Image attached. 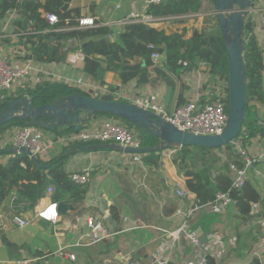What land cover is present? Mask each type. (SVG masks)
<instances>
[{"label":"crops","instance_id":"1","mask_svg":"<svg viewBox=\"0 0 264 264\" xmlns=\"http://www.w3.org/2000/svg\"><path fill=\"white\" fill-rule=\"evenodd\" d=\"M143 1L70 0V6L78 7L81 17L94 16L93 18L99 24L109 25L107 28L111 31L112 38L108 36V39L113 42L124 28L116 26V23L127 18L132 12H143ZM258 9L259 4L257 0H254L252 11L248 13L245 22L250 20L253 25V35L262 51L264 62V39L260 32ZM213 12V2L202 0L201 10L198 13L170 17V21L157 26H145L164 31L166 35L177 33L189 39L194 33L208 26L206 20L215 16ZM15 18L13 14L9 15V21ZM14 21L16 19L0 32V53L6 55L12 62L21 61L22 63L26 61L23 59L26 56L25 47L14 33L18 30V27L13 25ZM2 26L3 24L0 29ZM68 49L71 51L63 63L33 62L38 74L35 73L25 82L23 85L25 90L15 87L9 95L20 91L25 92L39 85L40 81L50 80L45 77L55 76L60 84L72 85L90 96H101L102 89L106 87L112 99L115 94H120L119 102H127V98L136 96L156 97L162 100L165 85L161 80L168 78L173 82V94L169 106L165 108L174 110L179 95L183 96L181 103L191 97H197L201 102H209L211 101L210 92L224 82L228 83V81L212 79L204 63H200L193 69L189 68L186 61L180 60L178 66L183 70H180L179 74L168 72L162 52V59L158 66L151 64L163 70L166 77L152 79L146 84H138L136 81L122 84L116 74L106 73L103 83H100L83 72L84 55L81 44L78 41H69ZM79 51L82 54V60L77 58ZM179 62H185L187 66H181ZM66 80L80 81L83 85L75 86ZM226 93L228 95V88ZM161 102L164 105L163 101ZM248 107L256 114L260 127V122L264 120V102L251 100ZM105 119L107 118L96 115L83 127H93ZM9 130L0 135V150L11 140L14 130ZM69 132L66 135L73 133L72 130ZM44 135L52 145L45 155L39 157L43 161L59 156L63 148H67L56 143L55 134L44 133ZM86 143L97 146L104 144L106 148L89 152L80 151L65 162L64 170L68 175L89 173L83 202L79 205L70 203L74 208L73 211L59 213V220L55 224L35 217L37 210L53 202L49 195H45L32 211L24 210L29 224L20 229L11 222L8 201L2 206L0 209V264H156L157 261H166L167 264H185L189 260H197L200 257L206 259L207 255L212 256L216 264H250L255 258L264 260V161L255 164L254 168L246 174V182L257 191L260 201L252 204L251 213L242 218L235 207V200L221 214L211 212L207 205L198 206L195 195L187 191V177L178 172V167L174 163L176 153L170 154V151L161 154L158 167L149 168L144 165L142 158L141 163H133L129 153L120 150L117 144L95 141L79 144ZM93 146L89 145L86 148ZM243 146L251 155L258 154L263 148L262 132L249 138ZM231 148L230 146L226 149L220 157L226 159L232 151ZM215 153L219 155L218 151ZM144 155L147 154H142V157ZM2 159L3 157L0 160L1 163L6 162ZM238 160L241 163L240 158L234 153L230 158L229 166ZM229 175L231 176L230 172ZM120 177H126L131 188L126 182L119 181ZM177 186L188 192L185 199L176 198ZM139 199H145L146 202H141ZM54 203L59 205L64 202ZM253 205H255L254 209H252ZM195 206L196 211L186 221V231L193 233L195 237L197 234L205 237V243H200L196 238L198 245L191 244L185 232L179 231L185 219L176 215V210L179 208ZM112 207L116 208V220H111ZM89 217H105V226L115 235L97 244L88 245V240L83 237L86 231L83 221ZM167 232L173 235L168 236ZM78 243L80 246L77 245ZM70 255L74 256V260L69 259Z\"/></svg>","mask_w":264,"mask_h":264},{"label":"trees","instance_id":"2","mask_svg":"<svg viewBox=\"0 0 264 264\" xmlns=\"http://www.w3.org/2000/svg\"><path fill=\"white\" fill-rule=\"evenodd\" d=\"M215 2V0H210ZM202 0H165L159 5L150 6L147 13L154 17H177L198 13L201 10ZM16 11L19 18L13 22L18 30L26 33L19 37L25 47L24 60H32L34 63H63L69 52V41H78L84 55L83 72L95 81L103 83L106 73L117 75L122 84L136 81L138 84L149 83L152 79L166 77L163 70L155 68L150 62V51L147 44L151 43L158 47L164 54L166 69L168 72L179 74L183 70L178 66V61H186L189 68H197L204 63L209 69V75L217 81H228V58L224 40L219 29L216 17L206 20L207 27L200 32L194 33L191 38L174 33L166 35L164 31L142 24H129L123 28V32L117 39L111 42L108 36L111 31L107 27H98L73 32H53L54 29H63L67 24L77 26L81 17L78 7L70 6V0H0V26L3 24L5 14L8 11ZM51 13L57 16L58 22L49 26L44 19V14ZM94 17V16H93ZM92 17V18H93ZM99 23L97 20L95 21ZM48 31L44 34L33 35L37 32ZM243 35L246 41L244 55L247 79V105L245 106V120L242 131L238 137L244 142L256 134L261 133L257 123V117L248 107L251 100L264 102L262 84V72L264 70L262 51L253 35V25L247 20L244 25ZM151 73V76H149ZM82 95L96 100L112 101L111 95L85 94L77 88L64 84L47 82L36 85L25 92H17L7 95L0 101V111L7 104L24 97L33 98V106L53 104L55 100L72 96ZM228 103V101H227ZM97 116L120 121L127 129L137 134L141 148H154L155 151L144 155L142 161L145 166L158 167L160 155L176 150L174 160L178 172L186 178L187 191L197 200L199 206L210 204L218 192L229 189L232 178L229 175V163L232 150L219 166L223 159L216 155L215 151L223 152L229 149V144L220 149H205L199 147H174L160 149L156 147L161 140L151 131L140 129L125 120L109 115L95 114ZM31 126L45 134H55L54 139L70 133L71 129L55 128L53 131L47 127L15 120L0 127V135L11 128ZM89 145L86 143L63 148L61 154L48 161L39 158V167L25 153H14L6 162H0V209L8 201L12 193L16 194L18 202L24 203V210L32 211L40 199L49 195L53 202H68L79 205L83 202L86 186L73 183L65 170V162L72 155L84 151ZM79 146V148H76ZM167 150V152H164ZM9 154V149L0 150V157ZM221 159V160H220ZM241 166V163L234 161ZM235 200V207L242 218L251 213V205L260 201L259 194L254 187L245 182L243 187L231 193ZM111 220L117 219L116 208L110 210ZM5 243L6 240L3 239ZM10 245L9 243H7ZM207 264H216V260L206 256ZM250 264H264V260L255 258Z\"/></svg>","mask_w":264,"mask_h":264},{"label":"built area","instance_id":"3","mask_svg":"<svg viewBox=\"0 0 264 264\" xmlns=\"http://www.w3.org/2000/svg\"><path fill=\"white\" fill-rule=\"evenodd\" d=\"M165 0H144L143 9L141 13L132 12L129 16L116 23V26L121 28L129 24H144L148 26H157L164 22L170 21L171 18L154 17L147 13L150 6H156L164 2ZM259 4V26L260 32L264 39V0H257ZM252 11L249 10L248 13ZM247 13V15H248ZM13 14L15 19L19 18L16 11H8L5 14L3 22L4 27H8L11 23L9 21V15ZM44 19L49 26H54L58 22L56 15L47 13L44 14ZM9 21V24H8ZM109 25H101L95 22L92 17H80L78 19L77 26H69L68 24L63 29H54L53 32H73L81 31L85 29H92L98 27H108ZM48 31H42L34 33L33 35L44 34ZM15 35L18 37L26 35V33L16 30ZM3 36H1L2 38ZM112 38V34L109 35ZM80 49V45L78 47ZM147 49L150 51L151 63L156 67L162 59V54L158 47L154 44H147ZM79 60H82V54L78 53ZM181 66H187L185 62H179ZM264 65V62H263ZM36 72L32 60H26L25 62L16 61L12 62L6 55L0 53V101L5 99L7 93H10L15 87H21L24 89V84L29 78H31ZM38 74V73H37ZM50 79H57L55 76H49ZM67 82L75 85L82 86L79 81ZM262 84L264 86V70L262 72ZM31 86V85H30ZM228 83L221 84L213 92H210L209 102H201L199 98H188L181 105L174 110H168L162 104L161 98L136 96L127 98L128 103L138 109L154 113L160 116L166 122L172 124L175 128L183 132H189L194 135L200 136H213L221 134L223 128L226 125L227 113H228V95L226 90ZM102 95H110L108 89L104 87L102 89ZM120 94L113 96V101L119 102ZM262 132L263 148L256 155H251L247 148L243 146L242 137H238L230 142L231 149L240 158L241 166L236 164H230L229 172L232 176V181L228 190L224 192H218L215 195L214 200L208 204L209 210L215 214H221L225 209L234 203V199L231 196L233 191H236L243 187L246 182V174L249 170L254 168V165L260 161H264V120L260 122ZM56 143H60L65 147H70L83 142H100V143H114L120 148L125 149H139L141 148L140 141L137 138V134L133 130L127 129L120 121L107 118L93 127H82L81 130L73 132L72 134L59 136L56 139ZM52 143L48 141L43 132L31 127L24 126L22 128H15L8 149H26L32 155L39 158L47 153ZM170 152V151H169ZM176 150L172 149L170 154H175ZM13 153L3 156L4 161H7L12 157ZM133 163H141V154H129ZM1 160V157H0ZM70 179L73 183L81 186H85L89 181V173L84 174H70ZM188 192L184 191L182 187L177 186L175 190L176 198L183 200L187 197ZM195 203V202H194ZM199 206V205H198ZM7 207L10 212V218L12 224L17 228H25L29 224V220L25 218L24 203L18 202L16 194L12 193L8 199ZM255 205L252 206V209ZM195 207H189L186 209L179 208L176 210V215L185 219L183 227L179 230L185 232L187 239L193 245H198V241L195 235L186 231V221L196 211ZM258 211V210H257ZM35 217L42 219L46 222L55 224L59 220L58 204L54 202L48 203L41 210H37ZM105 217L93 218L89 217L83 221V227L85 232L83 237L88 240V245L97 244L115 235L105 226ZM178 233V231H177ZM168 236H172L170 232H167ZM77 245L80 246L78 243ZM69 259L74 260V256L70 255ZM156 264H167L166 261H157ZM185 264H207L204 257H200L197 260H189Z\"/></svg>","mask_w":264,"mask_h":264},{"label":"water","instance_id":"4","mask_svg":"<svg viewBox=\"0 0 264 264\" xmlns=\"http://www.w3.org/2000/svg\"><path fill=\"white\" fill-rule=\"evenodd\" d=\"M254 0H215L214 12L219 29L221 31L225 50L228 58V113L226 125L221 134L213 136L194 135L183 132L166 122L154 113L138 109L124 102L96 100L72 95L57 99L53 104L33 106V98L22 97L17 99L0 111V127L15 120L30 122L39 126L47 127L53 131L55 128L71 129L77 132L95 114L109 115L125 120L130 124L151 131L157 136L161 143L156 147L160 149H171L178 147H199L205 149L224 148L230 142L238 138L242 131L245 120V106L247 105V79L245 66V45L243 35L247 13L252 9ZM161 82L165 85L163 95L164 107L169 106L173 94V82L163 78ZM183 96L179 95L175 109H177ZM106 148L93 146L85 148L87 152ZM129 154H149L155 151L154 148L122 149ZM10 153H25L35 161L39 167V158L32 155L26 149H10ZM68 204H59L58 213L73 211ZM196 238L200 243H205L203 235L197 234Z\"/></svg>","mask_w":264,"mask_h":264},{"label":"rangeland","instance_id":"5","mask_svg":"<svg viewBox=\"0 0 264 264\" xmlns=\"http://www.w3.org/2000/svg\"><path fill=\"white\" fill-rule=\"evenodd\" d=\"M50 77H45V79H49ZM47 82H55V83H59L60 84V82H57L56 81V79H50L49 81H40V84H43V83H47ZM67 86H69V87H72V88H74V86H72V85H69V84H67ZM8 95H9V93H8ZM113 101V100H112ZM125 103V102H124ZM128 104V103H127ZM13 130L15 129V128H12ZM12 129H10V130H12ZM9 130V131H10ZM9 142V144H10V140L8 141ZM9 144H5L4 146H2V148H1V150H4V149H6V148H8V146H9ZM224 151H226V150H224ZM223 151V152H224ZM164 152H167V150H165ZM223 152H218V154L220 155V154H222ZM216 154V153H215ZM217 155V154H216ZM176 156H177V153H176ZM218 156V155H217ZM225 156V155H224ZM221 160V159H220ZM225 159H223V160H221L220 161V163H219V166H221V164H222V162L224 161ZM118 180L119 181H122V182H126V184H127V186L128 187H130L131 188V185H130V183H128V181H127V178L126 177H120V178H118ZM141 202H146V200L145 199H139Z\"/></svg>","mask_w":264,"mask_h":264}]
</instances>
